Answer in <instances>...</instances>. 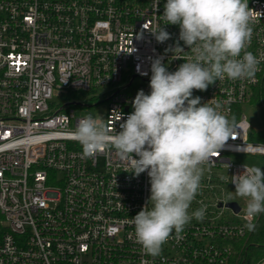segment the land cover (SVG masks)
Segmentation results:
<instances>
[{
    "label": "built area",
    "instance_id": "1",
    "mask_svg": "<svg viewBox=\"0 0 264 264\" xmlns=\"http://www.w3.org/2000/svg\"><path fill=\"white\" fill-rule=\"evenodd\" d=\"M166 2L0 0V264H231L237 245L243 250L251 233L245 200L224 196L235 191L230 177L250 167L233 155H264L242 113L264 59L253 79L193 90L202 103L221 102L236 130L203 166L188 210L204 207L203 219L193 217L179 239L173 232L156 257L135 242L131 223L151 194L147 172L136 177L111 149L85 158L73 135L85 117L78 108L92 106L83 96L107 103L104 123L118 132L137 92L151 91L152 61L174 72L185 62L178 56L190 55L183 41L185 52L170 50L179 26L163 25ZM248 6L255 19L247 51L264 58V0ZM162 26L171 38L158 43L151 31ZM57 92L74 100L55 105Z\"/></svg>",
    "mask_w": 264,
    "mask_h": 264
},
{
    "label": "clouds",
    "instance_id": "2",
    "mask_svg": "<svg viewBox=\"0 0 264 264\" xmlns=\"http://www.w3.org/2000/svg\"><path fill=\"white\" fill-rule=\"evenodd\" d=\"M254 12L248 0H167L163 25L179 26L177 44L170 50L185 52L179 44L183 41L190 55L178 57L185 62L170 72L160 59L152 61L151 91L137 92L131 101L134 111L120 131L113 133L92 115L77 123L73 135L85 158L111 149L130 163L136 177L147 172L151 194L131 221L135 242L147 255H160L173 232L181 238L193 217L202 220L205 215L204 207L188 211L201 187L203 166L214 162L212 157L233 139L236 125L221 102L202 103L193 90H207L224 79L255 77L264 58L247 51ZM151 32L158 43L171 38L163 26ZM229 182L235 185L229 201L233 194L245 200L244 227L254 231L255 219L264 214V168L244 166Z\"/></svg>",
    "mask_w": 264,
    "mask_h": 264
},
{
    "label": "rangeland",
    "instance_id": "3",
    "mask_svg": "<svg viewBox=\"0 0 264 264\" xmlns=\"http://www.w3.org/2000/svg\"><path fill=\"white\" fill-rule=\"evenodd\" d=\"M81 99L82 101L92 106H81L80 108H78L76 113L78 116L92 115L95 118L102 119L104 122L106 121V113L108 108L106 102H101L95 105V101L93 99L89 100V97L87 95L83 96ZM72 100H74L73 97L70 98L68 95H61L58 92L54 94L53 98L55 105H62L63 103ZM242 113L246 116L248 122L254 130H264V111L261 105L246 103L242 106ZM233 159L250 167L259 166L261 168H264V155L261 154H234ZM230 192L234 191L230 190L229 193ZM228 194L224 196V198L228 199ZM232 198L235 200L241 199L239 197H236L234 194ZM258 264H264V258Z\"/></svg>",
    "mask_w": 264,
    "mask_h": 264
},
{
    "label": "trees",
    "instance_id": "4",
    "mask_svg": "<svg viewBox=\"0 0 264 264\" xmlns=\"http://www.w3.org/2000/svg\"><path fill=\"white\" fill-rule=\"evenodd\" d=\"M251 104L261 105L264 111V73L259 84L254 88ZM238 117V115H237ZM252 142L264 141V130L252 129L249 133ZM264 258V214H260L255 222V230L251 231L249 238L245 241L243 250L237 245V252L231 260V264H258Z\"/></svg>",
    "mask_w": 264,
    "mask_h": 264
},
{
    "label": "water",
    "instance_id": "5",
    "mask_svg": "<svg viewBox=\"0 0 264 264\" xmlns=\"http://www.w3.org/2000/svg\"><path fill=\"white\" fill-rule=\"evenodd\" d=\"M227 205L231 208H234L235 211H239V206L236 202H229Z\"/></svg>",
    "mask_w": 264,
    "mask_h": 264
}]
</instances>
